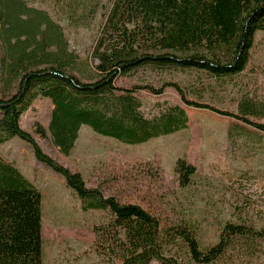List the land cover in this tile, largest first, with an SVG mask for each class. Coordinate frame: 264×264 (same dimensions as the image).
<instances>
[{
  "label": "trees",
  "instance_id": "trees-1",
  "mask_svg": "<svg viewBox=\"0 0 264 264\" xmlns=\"http://www.w3.org/2000/svg\"><path fill=\"white\" fill-rule=\"evenodd\" d=\"M257 31H264V0H112L88 74L47 12L24 0H0V44L5 47L0 56V80H4L0 84V145L14 137L27 141L39 161L65 177L84 211H110L107 223L94 226V245L109 263L181 264L173 251L183 245L196 264H211L234 237L264 240V226L228 223L219 241L204 249L192 230L163 227L142 205L123 203L88 187L80 172L46 153L20 121L37 98L45 97L53 103L48 130L63 155H71L84 125L99 135L141 145L188 128L184 107L174 105L160 116L147 118L134 95L143 89L160 95L172 87L187 106L236 118L264 131V123L248 117L258 115L264 105L250 99L242 100L235 113L188 99L185 88L175 80L131 89L116 85L119 77L146 66L190 68L217 79L233 78L247 69ZM36 132L47 136L41 125ZM175 172L180 186L186 187L196 167L180 157ZM42 232V192L14 163L0 158V264H45Z\"/></svg>",
  "mask_w": 264,
  "mask_h": 264
},
{
  "label": "rangeland",
  "instance_id": "rangeland-1",
  "mask_svg": "<svg viewBox=\"0 0 264 264\" xmlns=\"http://www.w3.org/2000/svg\"><path fill=\"white\" fill-rule=\"evenodd\" d=\"M24 1L47 12L60 26L69 49L78 56V65L90 74L95 62L91 54L112 0ZM4 53L1 43L0 56ZM167 80L178 81L188 99L222 110L238 113L244 99L264 105V31L256 32L247 69L233 78L217 79L190 68L146 66L130 76L119 77L116 85L131 89L147 83L160 86ZM0 84H4L3 79ZM134 95L141 100V111L147 118L160 116L174 105L184 107L189 116L188 128L141 145H129L84 125L71 155L65 156L48 130L51 99L37 98L22 115L20 124L46 153L80 172L88 187L99 188L104 195L115 196L123 203L142 205L160 219L163 227L175 225L192 230L204 249L219 241L228 223L264 226V131L236 118L187 106L172 87L160 95L144 89ZM248 117L264 123V110ZM37 125L46 131L45 138L37 134ZM180 157L196 167L186 187L180 186L175 172ZM0 158L18 162L24 174L38 181L43 195L45 264H111L94 245V226L107 223L112 218L110 211H84L65 177L39 161L32 146L19 137L0 145ZM180 246L173 251L180 263L196 264L186 247ZM211 264H264V240L234 237Z\"/></svg>",
  "mask_w": 264,
  "mask_h": 264
},
{
  "label": "crops",
  "instance_id": "crops-1",
  "mask_svg": "<svg viewBox=\"0 0 264 264\" xmlns=\"http://www.w3.org/2000/svg\"><path fill=\"white\" fill-rule=\"evenodd\" d=\"M19 156V155H18ZM14 165L17 167V168H20L21 166L18 164V162H15L14 163ZM21 171V170H20ZM22 172V171H21ZM23 173V172H22ZM24 174V173H23ZM25 175V177L27 178V179H29L35 186H37L38 187V185H37V183H38V181L37 180H35V176L34 177H32V178H30L28 175H26V174H24ZM39 188V187H38ZM41 191V190H40Z\"/></svg>",
  "mask_w": 264,
  "mask_h": 264
}]
</instances>
